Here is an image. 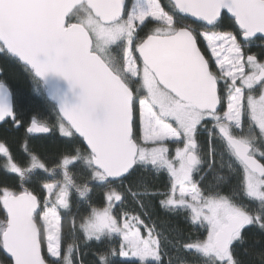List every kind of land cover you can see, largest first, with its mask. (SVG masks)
I'll return each mask as SVG.
<instances>
[{
    "label": "snow or ice",
    "instance_id": "snow-or-ice-1",
    "mask_svg": "<svg viewBox=\"0 0 264 264\" xmlns=\"http://www.w3.org/2000/svg\"><path fill=\"white\" fill-rule=\"evenodd\" d=\"M0 59L62 137H0V264H264V0H0Z\"/></svg>",
    "mask_w": 264,
    "mask_h": 264
},
{
    "label": "trees",
    "instance_id": "trees-1",
    "mask_svg": "<svg viewBox=\"0 0 264 264\" xmlns=\"http://www.w3.org/2000/svg\"><path fill=\"white\" fill-rule=\"evenodd\" d=\"M0 67L4 69V75L0 77V79H2L15 94L18 114L23 120V126L19 128L12 125L0 126V137H7L8 140L13 143L14 155L19 153L20 142L27 139L44 158L50 159L54 157L61 148L62 137L58 129H52L50 134L46 137L37 138H29L25 130L33 118L51 124L56 118V111L43 96L34 92L31 77L26 74L21 65L9 64L3 59H0ZM144 178L150 181L157 189H162V180L155 179L150 174H144ZM125 186H128V181H125ZM99 191L100 190H98V192ZM153 210L157 212L163 226L168 227L178 223L177 220L170 219L163 211L159 210L158 207ZM0 218H2V213H0ZM68 219L71 220V217ZM180 226L184 227L182 224Z\"/></svg>",
    "mask_w": 264,
    "mask_h": 264
},
{
    "label": "water",
    "instance_id": "water-1",
    "mask_svg": "<svg viewBox=\"0 0 264 264\" xmlns=\"http://www.w3.org/2000/svg\"><path fill=\"white\" fill-rule=\"evenodd\" d=\"M47 102L50 103L49 101H47ZM29 126H30V124L27 127H29ZM25 133L29 138L46 137L50 134V132L49 133H32V134H29L26 132V130H25Z\"/></svg>",
    "mask_w": 264,
    "mask_h": 264
},
{
    "label": "rangeland",
    "instance_id": "rangeland-1",
    "mask_svg": "<svg viewBox=\"0 0 264 264\" xmlns=\"http://www.w3.org/2000/svg\"><path fill=\"white\" fill-rule=\"evenodd\" d=\"M120 259H123V258H120Z\"/></svg>",
    "mask_w": 264,
    "mask_h": 264
}]
</instances>
